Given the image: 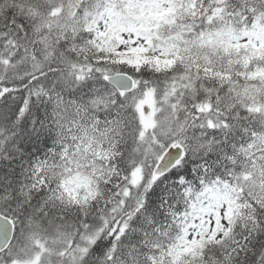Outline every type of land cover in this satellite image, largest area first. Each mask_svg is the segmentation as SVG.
<instances>
[{
	"label": "snow or ice",
	"instance_id": "snow-or-ice-1",
	"mask_svg": "<svg viewBox=\"0 0 264 264\" xmlns=\"http://www.w3.org/2000/svg\"><path fill=\"white\" fill-rule=\"evenodd\" d=\"M0 264H264V0H0Z\"/></svg>",
	"mask_w": 264,
	"mask_h": 264
}]
</instances>
